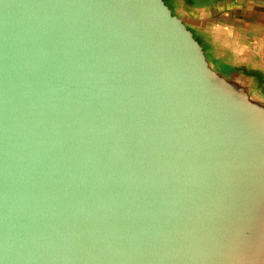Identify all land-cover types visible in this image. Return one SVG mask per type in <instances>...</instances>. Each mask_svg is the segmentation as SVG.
<instances>
[{
    "label": "water",
    "instance_id": "1",
    "mask_svg": "<svg viewBox=\"0 0 264 264\" xmlns=\"http://www.w3.org/2000/svg\"><path fill=\"white\" fill-rule=\"evenodd\" d=\"M248 6L0 0V264H264Z\"/></svg>",
    "mask_w": 264,
    "mask_h": 264
},
{
    "label": "flooded vegetation",
    "instance_id": "2",
    "mask_svg": "<svg viewBox=\"0 0 264 264\" xmlns=\"http://www.w3.org/2000/svg\"><path fill=\"white\" fill-rule=\"evenodd\" d=\"M217 21L215 31L222 33V42L241 59L264 71V7L228 9Z\"/></svg>",
    "mask_w": 264,
    "mask_h": 264
},
{
    "label": "crops",
    "instance_id": "3",
    "mask_svg": "<svg viewBox=\"0 0 264 264\" xmlns=\"http://www.w3.org/2000/svg\"><path fill=\"white\" fill-rule=\"evenodd\" d=\"M231 9H237V8H231ZM226 10H228V8L220 12V14H219L218 17L216 18L215 22L218 23L217 20H218L219 18H222V14H223ZM220 20H221V19H220ZM218 26H219V25H218ZM214 27H216V26L214 25ZM219 27L221 28V25H220ZM222 27H223V26H222ZM225 28H226V27H225ZM214 29H215V28H214ZM216 32H218V31H216ZM218 33H219V32H218Z\"/></svg>",
    "mask_w": 264,
    "mask_h": 264
},
{
    "label": "rangeland",
    "instance_id": "4",
    "mask_svg": "<svg viewBox=\"0 0 264 264\" xmlns=\"http://www.w3.org/2000/svg\"><path fill=\"white\" fill-rule=\"evenodd\" d=\"M248 7H256V6H248Z\"/></svg>",
    "mask_w": 264,
    "mask_h": 264
}]
</instances>
